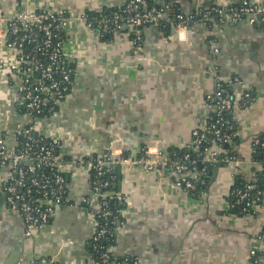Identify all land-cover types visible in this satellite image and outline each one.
Returning <instances> with one entry per match:
<instances>
[{
    "label": "crops",
    "instance_id": "0c3cea01",
    "mask_svg": "<svg viewBox=\"0 0 264 264\" xmlns=\"http://www.w3.org/2000/svg\"><path fill=\"white\" fill-rule=\"evenodd\" d=\"M125 1L38 3L79 15ZM178 1L186 15L198 17L209 7H235L242 0ZM0 4L6 13L20 7L19 0H0ZM192 27L195 34L187 43L174 39L173 33L166 36L147 28L138 57L128 37L129 27L114 42L81 21L71 23L67 31L74 86L52 123L60 127L62 148L69 157L103 154L112 142L130 153L150 142L166 151L189 149L193 132L213 114L206 106L207 95L230 76L241 80L234 84L233 93L248 91L253 99L246 108L228 111L238 172L220 163L212 165L206 176L209 182L198 193L175 186L172 175L160 170L147 173L122 167L119 174L113 167V191L127 198L118 204L121 223L112 247L113 259L120 264H250L253 251H258L264 264V195L247 215L234 213L229 202L237 177L254 182L263 170V148L255 147L254 139L264 133V25L243 20L209 27L195 21ZM10 86L7 76L0 74V136L7 135L13 142L14 131L25 120L13 116L16 94ZM220 149L228 152L223 146ZM68 181L70 204L33 239L25 237L21 216L9 211L5 202L0 205V264L16 254L17 264L37 258L94 264L91 210L97 204L91 200L90 177L79 170ZM1 192L0 184V196Z\"/></svg>",
    "mask_w": 264,
    "mask_h": 264
},
{
    "label": "built area",
    "instance_id": "2783aa9c",
    "mask_svg": "<svg viewBox=\"0 0 264 264\" xmlns=\"http://www.w3.org/2000/svg\"><path fill=\"white\" fill-rule=\"evenodd\" d=\"M28 1L19 0V10L13 8L8 13L0 4V74L7 76V82L16 94L13 116L25 120L14 131L13 142L7 135L0 136V184L7 208L23 220L26 238L33 239L49 229L56 213L70 204L68 177L72 172L84 170L90 177L91 200L97 204L91 210V240L95 244L118 231V228H106L100 223L101 219L112 216L108 199L122 203L127 199L109 188L114 181L113 174L104 178L115 165L147 173L158 170L169 173L174 185L187 191H195L198 184H204L208 170L214 164L220 163L238 172L237 155L220 153L223 144H231L235 137L228 131L230 127L223 120V113L246 108L253 100L250 92L236 95L229 88L241 82L236 76L220 80L214 94L207 95L206 106L217 118L214 122L206 121L193 132L188 150L195 153L194 158L190 153L174 157L153 142L137 153L127 152L123 146L117 148L112 142L103 154L79 159L69 157L62 148L63 133L52 119L59 115L60 106L74 86V72L68 67L66 52L68 39H64L71 23L84 22L90 31L97 30L99 36L111 33L110 42L116 40L126 25L134 55L138 57L144 42L142 28L157 27L167 17L169 9L165 5L150 8L147 0H126L121 5L125 7L122 13H115L111 18L102 17L95 27L85 11L74 15L66 8L42 7L38 0ZM201 14L203 23L209 27L243 20L250 25H259L264 23V2L242 0L238 6H212ZM176 18L173 38L187 43L195 34L194 28L190 27L193 17L179 13ZM218 51L214 48L213 52ZM254 146L263 148L264 154V141L260 137L254 139ZM252 189L254 185H248L245 190H238L237 195L247 201ZM252 204L247 203L251 207ZM114 220H119V214ZM257 252L253 251L251 256H256ZM112 257L110 247L101 252L98 259H93V263L111 264ZM30 264L60 263L37 258Z\"/></svg>",
    "mask_w": 264,
    "mask_h": 264
},
{
    "label": "trees",
    "instance_id": "16d2710c",
    "mask_svg": "<svg viewBox=\"0 0 264 264\" xmlns=\"http://www.w3.org/2000/svg\"><path fill=\"white\" fill-rule=\"evenodd\" d=\"M148 1V5L150 8L153 7H157L160 8L161 6H167L169 11H168V15L164 20H161L158 24L156 28L157 30H160L161 32H163L166 36L171 35L173 33V30L175 29V25L177 24V14L179 13H184L182 8H181V4L179 3L178 0H147ZM159 1H161V3L159 4ZM125 9L124 6H115V7H104L102 10H87L86 14H87V18L89 21H91L93 23V25L95 27H97V21L99 19H101L102 17H107V18H111L113 17V15L115 13H122L123 10ZM203 12V11H202ZM200 22L203 23V19H202V14H200V16L198 17H193L191 22H190V27L194 24V22ZM94 27V28H95ZM148 27H143V31H145ZM96 30V29H95ZM120 32H124L123 30H121ZM96 33L97 30H96ZM99 34V33H98ZM112 34H103L102 38L104 40H111L112 38ZM133 38V36H131ZM64 39H67V37H64ZM210 40V39H209ZM68 67L71 68L70 64H68ZM233 87V88H232ZM229 87L230 89L235 90V86ZM217 118L216 114H212L211 118H210V122H214L215 119ZM222 118L225 122H227V124L229 125V123H231V113L228 111H225L222 115ZM229 131L233 132V128ZM261 140L264 141V133L260 136ZM235 139V137L233 138V140ZM234 142V141H233ZM233 143L231 144H223V148H226L228 150V152L230 154H236L235 151L233 150ZM230 150V151H229ZM168 152L173 155L174 157H178V156H182L186 153H190V155L192 156V158H194L195 153L189 151L188 149H177V148H171L170 150H168ZM199 159V158H198ZM263 163V170L258 173V177L257 180L254 182H244L242 180H240L238 177L235 179V183L231 188V192L232 195L230 196V200L232 203V207L231 210L234 211V213H237L239 215H247L249 214L251 211H253L254 205L259 204L262 199H263V195H264V157L260 159ZM212 166H210L211 168ZM113 170V169H112ZM111 172H109L108 174L105 175L104 178H108L109 175L114 174V170ZM94 172L92 173V177H94ZM209 182V178L206 177V182L204 184H198L196 187L195 191H189V192H194V193H198L199 191H201V189H203L207 183ZM248 185H254V189H252L250 191V198L247 201H244L243 199H240V197L237 195V191L238 190H245L246 187ZM111 190H113V184L110 185L109 187ZM252 202V207L248 206L247 203L248 202ZM108 203H109V207L110 210L112 212V216L108 217L107 219H101L100 223L102 226L106 227V228H111V229H115L117 228V224L118 222H120V220H114V216H117L119 214V202H117V200H112V199H108ZM116 244V235L115 234H108L106 236H104V238H102L99 242H97V244H95L94 242H92L91 240V254L93 259H98L101 252L107 250L110 247H113ZM259 254H256V256L251 257L250 259V264H261L259 261ZM255 259H258V262H255ZM111 264H120L119 262H116L113 257L111 258Z\"/></svg>",
    "mask_w": 264,
    "mask_h": 264
},
{
    "label": "water",
    "instance_id": "95a60500",
    "mask_svg": "<svg viewBox=\"0 0 264 264\" xmlns=\"http://www.w3.org/2000/svg\"><path fill=\"white\" fill-rule=\"evenodd\" d=\"M263 25H264V23H263ZM127 26L125 25L124 27H123V29H125ZM173 33H176V30L174 29L173 30ZM114 168L119 172V174H120V172H121V170H122V166L120 165V164H117V165H115L114 166ZM136 170V169H135ZM115 187H116V184L114 185ZM5 202V196H4V194H3V192H1V196H0V205L2 204V203H4ZM17 255V254H16ZM16 255H14L13 257H11L8 261H6L4 264H17L18 263V257L16 256Z\"/></svg>",
    "mask_w": 264,
    "mask_h": 264
}]
</instances>
